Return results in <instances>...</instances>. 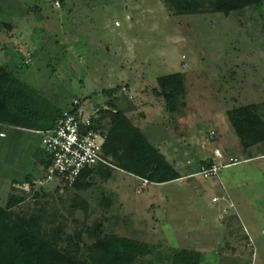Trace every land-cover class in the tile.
<instances>
[{
    "label": "rangeland",
    "instance_id": "rangeland-1",
    "mask_svg": "<svg viewBox=\"0 0 264 264\" xmlns=\"http://www.w3.org/2000/svg\"><path fill=\"white\" fill-rule=\"evenodd\" d=\"M190 2L194 13L175 16L168 0H0V65L38 98L34 129L74 99L85 114L109 97L124 110L138 87L147 94L139 107L160 103L143 134L172 167L195 175L212 159L239 163L217 177L190 178L199 193L186 180L137 193V179L116 168L108 177L93 173L88 189L75 190L44 180L41 134L14 139L13 129L0 125V191L13 180L25 187L1 193L0 207L8 195L23 197L14 213L38 215L44 233L60 226L59 247L69 237L84 257L95 237L85 229L101 223L103 234L150 249L136 264H172L181 250L199 254L200 264H264V142L244 149L228 115L252 106L264 121V4L224 16L202 0ZM173 73L183 75L186 94L170 114L153 91L159 77ZM112 88L118 90L107 97ZM26 172L34 183L22 181Z\"/></svg>",
    "mask_w": 264,
    "mask_h": 264
},
{
    "label": "trees",
    "instance_id": "trees-1",
    "mask_svg": "<svg viewBox=\"0 0 264 264\" xmlns=\"http://www.w3.org/2000/svg\"><path fill=\"white\" fill-rule=\"evenodd\" d=\"M202 1L208 3L214 12L224 16L264 4V0ZM168 3L173 8L175 16L189 15L193 12L190 0H168ZM17 81L0 65V125L26 128L34 132L52 128L62 112L50 118L54 120L52 123L48 122L34 129L29 125L31 123L29 121L40 117L34 105L38 98L32 90L26 89ZM183 81L181 73L157 79L158 88L153 92L156 96L162 97L166 111L170 114L175 113L184 104L186 92ZM117 90L112 88L106 91L107 97ZM71 108L72 102L67 110ZM96 111L98 115L95 119L96 126L103 128L106 122L109 125L102 153L110 159L116 169L134 177L147 179L154 184H163L180 178L179 173L149 142L143 132L132 124L124 111L114 104L112 98L109 97L105 107ZM228 115L244 149L264 142V121L254 112V107L238 108ZM41 151L42 158L38 161L44 170L49 160L45 151L42 149ZM211 164L209 162L205 166ZM93 173L103 177L110 176L108 167L97 165L83 170L71 187L75 190L88 189L90 183L87 179ZM22 201L23 197L8 195L5 205L0 207V264H136L138 257L150 253V249L138 241L103 234L101 223L94 225L93 229H85L88 236H95L94 241L86 247L85 257L78 253V244H71L69 237L65 246L61 248L58 244L62 234L60 226L51 234L44 233L41 231L38 215L26 217L13 212L14 207ZM251 243L249 240V244ZM171 259L172 264H200L199 254L188 250L175 252Z\"/></svg>",
    "mask_w": 264,
    "mask_h": 264
},
{
    "label": "built area",
    "instance_id": "built-area-1",
    "mask_svg": "<svg viewBox=\"0 0 264 264\" xmlns=\"http://www.w3.org/2000/svg\"><path fill=\"white\" fill-rule=\"evenodd\" d=\"M83 105L84 103L77 99L72 100V108L64 110L52 128L36 131L42 135L40 147L49 160L48 166L44 169V180L47 182L57 180L58 186L60 184L71 186L85 169L97 165L115 168L110 159L102 153L107 132L96 126L97 111L85 114ZM0 136L3 137L4 133H0ZM236 163H239L236 158H230L229 163L220 166L216 164L200 166L196 175L204 179L216 177L222 167ZM135 178L139 182L137 193L152 184L147 179Z\"/></svg>",
    "mask_w": 264,
    "mask_h": 264
},
{
    "label": "crops",
    "instance_id": "crops-1",
    "mask_svg": "<svg viewBox=\"0 0 264 264\" xmlns=\"http://www.w3.org/2000/svg\"><path fill=\"white\" fill-rule=\"evenodd\" d=\"M10 35H12V32L10 33ZM13 41V40H12ZM11 43H13V42H11ZM129 90H130V88H129ZM154 93V92H153ZM152 93V94H153ZM154 95V94H153ZM134 96H136V98H134L133 99V97ZM143 96H146L147 97V94H145V93H140V91H138V87H131V90H130V93H129V95H128V99H129V101H130V104L131 105H129V106H127L123 111H124V114H125V116L127 117V118H129L130 119V121L132 122V124L135 126V127H137V128H139L142 132H143V127H142V124H144L145 123V121L147 120V119H149V117L150 116H152L153 114H157V110L159 111V113L160 112H162V108H161V106H159L160 105V103H158L157 104V102H155V104H149V105H147V106H143V107H139V105H137L135 102H137V100H143ZM155 98H156V95L154 96ZM157 99H161V97H158ZM145 103V102H144ZM139 107V108H138ZM135 116H137L139 119H136L137 117H135ZM7 127H11L12 129H13V138L15 139L17 136H18V138H20L21 139V134L23 133V132H27V131H32L33 133H35L36 134V132H34L33 130H29V129H26V128H21V127H12V126H7ZM175 131H176V129H175ZM173 132L174 134H175V136H178V134L181 132V131H176V132ZM150 136H148V138H149ZM0 138H6V135L4 134V136L3 137H1L0 136ZM149 140V139H148ZM150 142V141H149ZM151 143V142H150ZM152 144V143H151ZM162 144H163V142H162ZM153 145V144H152ZM159 145V144H158ZM161 145V144H160ZM154 146V145H153ZM155 148H157L159 151H160V148H158L157 146H154ZM40 149H41V147H40ZM217 150V151H216ZM215 151L217 152L216 153V155H217V157H220L221 156V153H220V151H218V149H215ZM160 153H161V151H160ZM35 154H36V152H35ZM162 154V153H161ZM163 155V154H162ZM164 156V155H163ZM39 157V156H38ZM165 157V156H164ZM42 157H39L38 158V160H40ZM166 158V157H165ZM167 160V159H166ZM212 161H213V163L212 164H215L214 163V160L212 159ZM37 163H39L40 165H41V163L38 161ZM41 167H42V170H43V166L41 165ZM174 168V167H173ZM175 169V168H174ZM178 173H179V175H180V178L179 179H177V180H174V181H171V182H180V181H183V180H186V181H188V185L189 186H191L192 187V189L197 193H199V191L201 192V191H203V189H201L199 186L198 187H196L195 186V183L194 182H189V180H190V178L191 179H194V178H196V177H198V175H189L190 173H182V172H180V171H178L177 169H175ZM44 171V170H43ZM119 171H121V170H119ZM121 172H123V171H121ZM124 174H126V175H129V174H127V173H125V172H123ZM130 177H132V178H134V179H136L134 176H131V175H129ZM217 177V176H216ZM33 178H35L34 176H31V174H28V172H26V177L25 178H23V180L22 181H24V179L26 180L27 179V181L28 180H32L33 181V183H34V181H35V179L33 180ZM188 178V179H187ZM204 179V178H203ZM207 179V178H206ZM21 181V182H22ZM26 181V182H27ZM171 182H167V183H171ZM167 183H163V184H154V183H152V185H156V186H160V185H164V184H167ZM22 185H24V186H26L27 184L24 182ZM12 188H19V189H22V190H24V188L25 187H20V184H19V181H16V180H13L12 182H11V186H10V188L8 189L9 191H16L15 189H12ZM9 191H0V195H1V193H2V195H4V194H8V192ZM227 196H228V194H227ZM216 200V198L214 197V198H212V201H215ZM217 202V201H216ZM224 213V212H223ZM251 240V239H250Z\"/></svg>",
    "mask_w": 264,
    "mask_h": 264
}]
</instances>
